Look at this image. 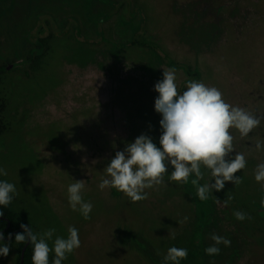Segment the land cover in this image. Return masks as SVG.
Instances as JSON below:
<instances>
[{"label":"rangeland","instance_id":"1","mask_svg":"<svg viewBox=\"0 0 264 264\" xmlns=\"http://www.w3.org/2000/svg\"><path fill=\"white\" fill-rule=\"evenodd\" d=\"M168 68L179 92L202 82L264 117V0H0V180L16 186L12 210L24 225L56 229L50 247L78 230L80 247L62 264H163L171 247L188 250L180 264H264V191L254 178L264 118L246 138L230 130L228 158L246 159L234 174L242 182L206 201L194 175L170 182V165L139 202L98 187L115 153L141 134L159 147L154 85ZM209 179L206 171L199 184ZM81 180L87 220L67 199ZM236 211L250 219L237 221ZM213 233L231 245L208 256ZM2 243L10 250L0 264H16L15 243Z\"/></svg>","mask_w":264,"mask_h":264},{"label":"clouds","instance_id":"2","mask_svg":"<svg viewBox=\"0 0 264 264\" xmlns=\"http://www.w3.org/2000/svg\"><path fill=\"white\" fill-rule=\"evenodd\" d=\"M175 68L163 70V79L154 85L158 94L154 100V111L160 115L159 147L148 135L141 134L134 142L126 144L104 168L106 178L98 185L100 190L115 189L135 203L148 198L146 189L164 183L168 166L173 169L168 176L170 182L187 184L193 176L191 184L196 188V196L200 201H206L212 196V191H221L226 182L239 185L242 180L234 174L244 169L246 159L243 153L234 152V137L230 130L235 129L241 139L248 137L253 129L260 125L261 118L239 106L225 102L223 94L215 87L206 86L202 82L188 81L186 90L178 91ZM264 149V141L257 139L255 150ZM202 169L204 171H202ZM210 179L203 185L205 172ZM0 175L7 176V171L0 168ZM255 181L261 184L264 191V163L255 169ZM214 181V183H209ZM85 181H76L67 188L69 207L79 212L85 219L90 218L93 205L82 197ZM16 193V186L7 181H0V206L7 207ZM213 197V196H212ZM233 197L223 201L227 206ZM215 199V198H214ZM217 203L221 201L215 199ZM264 207V199L261 200ZM3 215V212H0ZM237 221L250 219L245 213H233ZM187 219V218H185ZM22 233L15 235L16 244L30 243L33 246L32 264H49V254L54 253L51 264H62L68 255L80 247L78 230L68 228L67 237L57 236L52 246L56 229L50 228L43 233H34L30 226L20 225ZM4 235L0 233V241ZM11 239V234H9ZM213 244L205 248V254L215 256L220 253L219 245H231V240L213 233L210 236ZM10 250L8 243L0 244V256L7 257ZM186 248L171 247L163 257V264H180L186 259Z\"/></svg>","mask_w":264,"mask_h":264},{"label":"trees","instance_id":"3","mask_svg":"<svg viewBox=\"0 0 264 264\" xmlns=\"http://www.w3.org/2000/svg\"><path fill=\"white\" fill-rule=\"evenodd\" d=\"M0 212H3V215H0V233H3L5 239H9L11 234V240L15 243V235L22 233L20 225L23 223L12 210V202L7 207L0 206ZM15 245L18 252L16 264H32L33 246L30 243Z\"/></svg>","mask_w":264,"mask_h":264}]
</instances>
